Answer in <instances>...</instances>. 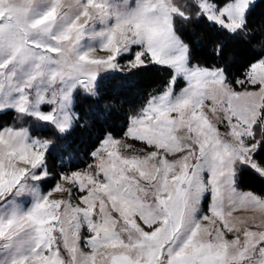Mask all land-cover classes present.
<instances>
[{
    "label": "snow or ice",
    "instance_id": "snow-or-ice-1",
    "mask_svg": "<svg viewBox=\"0 0 264 264\" xmlns=\"http://www.w3.org/2000/svg\"><path fill=\"white\" fill-rule=\"evenodd\" d=\"M254 5L0 0V113L33 124L0 125V264H264V195L238 191L246 172L264 179V53L231 77L195 61L177 28L237 39ZM150 67L167 80L123 136L50 169L76 98Z\"/></svg>",
    "mask_w": 264,
    "mask_h": 264
},
{
    "label": "trees",
    "instance_id": "trees-1",
    "mask_svg": "<svg viewBox=\"0 0 264 264\" xmlns=\"http://www.w3.org/2000/svg\"><path fill=\"white\" fill-rule=\"evenodd\" d=\"M184 38L190 42L195 61L201 64H219L231 77L239 76L246 65L264 53V0H256L248 17V34L231 39L210 27L207 23L177 24ZM223 46L222 56H216L217 45ZM168 73L155 67L141 69L134 75L120 79H108L98 89V97L76 98L75 110L80 120L62 137L54 140L49 149L48 166L59 172L62 164L84 167L88 153L107 133L121 138L130 113L142 106L150 94L160 92ZM0 125L17 128L33 127L31 122L16 120L15 114H0ZM35 136L52 137V132L37 129ZM259 138V137H258ZM264 157V152L259 153ZM238 189L264 195V179L258 175L244 173L238 182Z\"/></svg>",
    "mask_w": 264,
    "mask_h": 264
},
{
    "label": "rangeland",
    "instance_id": "rangeland-1",
    "mask_svg": "<svg viewBox=\"0 0 264 264\" xmlns=\"http://www.w3.org/2000/svg\"><path fill=\"white\" fill-rule=\"evenodd\" d=\"M256 1V0H255ZM114 2H120V0H114ZM98 55H103V53L102 52H100V53H97ZM0 114H2V113H0ZM221 131H223V127H221ZM128 143H135L138 147L140 146L139 145V142H133V141H131V140H128L127 141ZM205 176H207V174H205ZM238 191H242V190H239L238 189ZM243 192H248V191H243ZM239 213H235L234 215H238Z\"/></svg>",
    "mask_w": 264,
    "mask_h": 264
}]
</instances>
